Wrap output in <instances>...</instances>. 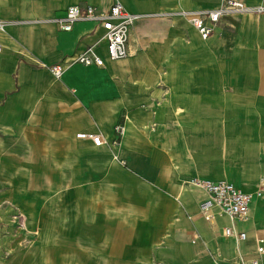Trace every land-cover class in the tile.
<instances>
[{"label":"crops","instance_id":"1","mask_svg":"<svg viewBox=\"0 0 264 264\" xmlns=\"http://www.w3.org/2000/svg\"><path fill=\"white\" fill-rule=\"evenodd\" d=\"M119 1L135 21L130 55L114 61L95 23H56L72 5L110 0L0 8V125L53 142L56 159L76 142L86 153L71 164L85 168L87 188L118 191L119 204L141 213L132 224L103 221L105 253L118 257L109 264H234L264 239V10L223 16L204 40L190 17L222 0ZM93 44L104 66L72 64L61 78L49 69ZM80 132L108 143L81 144ZM192 176L254 194L249 218L235 224L245 240L224 236L232 222L217 207L205 219L208 196L183 185Z\"/></svg>","mask_w":264,"mask_h":264},{"label":"rangeland","instance_id":"2","mask_svg":"<svg viewBox=\"0 0 264 264\" xmlns=\"http://www.w3.org/2000/svg\"><path fill=\"white\" fill-rule=\"evenodd\" d=\"M10 5L32 8L39 0H0V8ZM64 153L56 159L53 142L0 125V264H109L118 258L105 253L110 235L103 221L128 217L133 223L129 219L141 213L119 204L118 191L87 188L85 168L71 164L84 148L67 142ZM207 258L206 264L213 260Z\"/></svg>","mask_w":264,"mask_h":264},{"label":"built area","instance_id":"3","mask_svg":"<svg viewBox=\"0 0 264 264\" xmlns=\"http://www.w3.org/2000/svg\"><path fill=\"white\" fill-rule=\"evenodd\" d=\"M263 7H250L243 0H222L221 7L217 9L199 11L191 15L193 25L198 29L201 37L208 39L215 30V27L223 16L235 12H262ZM80 21H91L104 30L103 39L107 52V59L119 60L130 55L129 40L131 28L135 16L129 13L119 0H110L107 7L95 5H72L65 11L63 17L57 18L56 23L60 30L70 31ZM106 63L98 50L97 45H89L66 58L63 62L51 65L49 69L56 78H61L65 70L72 64L102 67ZM117 133L121 134L123 129L117 127ZM81 144L93 145L96 147L108 143L101 134L80 132L77 135ZM118 139L112 141V145L118 144ZM186 187H193L202 190L208 199L202 205V214L206 220L212 221L214 216L210 212L212 207H217L221 213L229 216L232 224L225 227V237L235 238L243 241L247 238L245 231H237L235 224L246 222L254 200V194L245 192L235 184L228 181H213L198 176H192L183 181ZM234 264H264V239L258 238L255 250L251 254L241 255L234 260Z\"/></svg>","mask_w":264,"mask_h":264},{"label":"bare ground","instance_id":"4","mask_svg":"<svg viewBox=\"0 0 264 264\" xmlns=\"http://www.w3.org/2000/svg\"><path fill=\"white\" fill-rule=\"evenodd\" d=\"M72 69V68H71ZM215 208V207H214Z\"/></svg>","mask_w":264,"mask_h":264}]
</instances>
